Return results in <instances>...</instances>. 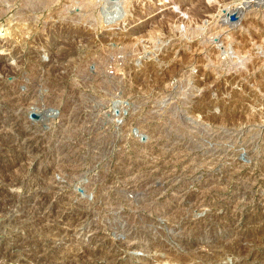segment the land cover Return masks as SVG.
<instances>
[{
	"label": "rangeland",
	"instance_id": "rangeland-1",
	"mask_svg": "<svg viewBox=\"0 0 264 264\" xmlns=\"http://www.w3.org/2000/svg\"><path fill=\"white\" fill-rule=\"evenodd\" d=\"M0 264H264V0H0Z\"/></svg>",
	"mask_w": 264,
	"mask_h": 264
},
{
	"label": "bare ground",
	"instance_id": "bare-ground-1",
	"mask_svg": "<svg viewBox=\"0 0 264 264\" xmlns=\"http://www.w3.org/2000/svg\"><path fill=\"white\" fill-rule=\"evenodd\" d=\"M118 16V15H117ZM125 20V14L120 15L118 18L113 19L116 23H118L120 20ZM119 24V23H118Z\"/></svg>",
	"mask_w": 264,
	"mask_h": 264
},
{
	"label": "water",
	"instance_id": "water-1",
	"mask_svg": "<svg viewBox=\"0 0 264 264\" xmlns=\"http://www.w3.org/2000/svg\"><path fill=\"white\" fill-rule=\"evenodd\" d=\"M227 14L230 16V18H235L236 17V14L234 12H228ZM32 114L36 115L35 112H32Z\"/></svg>",
	"mask_w": 264,
	"mask_h": 264
}]
</instances>
